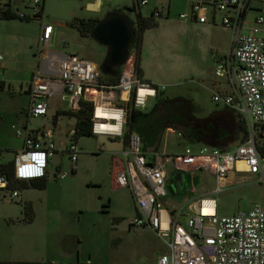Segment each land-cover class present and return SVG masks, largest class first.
I'll return each mask as SVG.
<instances>
[{"label":"built area","instance_id":"built-area-1","mask_svg":"<svg viewBox=\"0 0 264 264\" xmlns=\"http://www.w3.org/2000/svg\"><path fill=\"white\" fill-rule=\"evenodd\" d=\"M40 1H32L33 17L39 13ZM139 2L145 4L147 0ZM248 2L192 0L191 5V15L199 22H205L210 7L216 6L225 13L222 24L233 29L230 56L218 61L216 73L229 76L235 92L233 95L215 94L212 100L221 101L241 117L246 136L226 150L207 145L197 151L186 147L182 153L170 158L176 170L210 171L217 181L223 180L235 163L241 161L246 171L264 185V153L257 148L253 130L256 124L264 123V19L257 15L250 32L241 30V15ZM17 17L27 18L24 12H18ZM179 18L188 19V14L180 13ZM51 30L50 24L43 26V42H47ZM56 60V79L33 76L29 86V113L33 117L45 115L48 99L57 91L61 98L65 94L69 96L71 110L78 109L82 99L90 101L93 135L121 138L125 103L132 101L137 107H146L150 99L165 90V85L145 81L137 75L133 54L125 58L118 81L112 87L99 83L100 71L88 59L70 54ZM115 94L120 95L121 103L113 101ZM43 133L47 138L44 145L30 134L25 135L23 149L15 156V178L29 180L45 176L56 146L51 129L47 128ZM66 150L70 161L75 162L80 152L77 144L70 141ZM116 158L113 157L117 163L111 170L113 186H127L135 195L137 213L130 219V225L149 228L167 242L168 252L159 256L156 264H264V205L255 204L248 210L226 216L217 213L214 198L201 197L194 213L183 225L178 220L181 210L171 213L163 205L160 197L166 192V174L161 164L147 161L140 150L137 134L130 135L126 150L119 159ZM67 175V171H60L58 178ZM7 187V179L0 175V189L7 190ZM17 196V190H10L11 199Z\"/></svg>","mask_w":264,"mask_h":264},{"label":"crops","instance_id":"crops-1","mask_svg":"<svg viewBox=\"0 0 264 264\" xmlns=\"http://www.w3.org/2000/svg\"><path fill=\"white\" fill-rule=\"evenodd\" d=\"M33 1V0H32ZM217 1V0H214ZM119 2V3H117ZM121 2V3H120ZM4 3L9 5L10 12L16 17L4 19L0 17V55L2 56L0 60V164H12V170L14 171L15 165V156L16 153L23 149L24 146V138L26 134H30L32 137L39 140L42 145L46 143V136H43V130L49 128L52 131V139L55 142L56 150L51 157V160L47 166L46 174L44 177L46 179V185L44 188H33L27 187L25 189H35L40 192L34 194L36 201L30 199L28 196H24V200L22 203V210L20 209V216L16 217L17 220H21L22 222L31 223L36 218L44 219L47 222V228L51 233H57L61 237V241L66 237L67 245L71 246L70 249L66 248V250H61V252H56L57 259L54 264H87V261L90 260L91 264L94 263L89 256L91 254H81V242L83 240V236L94 234L97 231H101L103 228L107 227V221H104L102 218L98 217L99 211L97 210L96 205L92 200H89L86 194H79L74 186L73 177L76 172L75 165L78 161V154L77 159L75 162H71L70 167L68 170L63 169V160L62 156L57 160L54 161V157L56 154L63 155L67 152L66 146L69 144L70 141H73L77 144V138L71 139V136L74 134V126L76 123V118H74L73 122V129L67 133V140H62L56 142V120L57 117L65 114L66 111L73 112L75 110H71L69 107V96L65 94L64 98H61L58 91L55 92L49 99H48V110L45 115L50 113L53 117V124L51 127H32L29 125V120L33 117L29 113V106L31 103V96L29 86L31 80L34 75L42 76L44 78H57L58 73L56 70V63L60 57L65 55L75 54V53H68L62 50L52 49V41L54 39V28L52 24L45 22V0L40 1L39 6V13L37 16L33 17L32 11L26 12L25 10L20 9L18 6L17 0H0V9L3 11ZM25 2L23 1V5ZM118 4V5H116ZM191 5L192 0H147L145 4H141L139 0H131L130 5L123 0H79L78 4L74 2L68 5V7L63 11L60 12V21H56V23L60 26L66 25L71 28H74L70 25L73 18H89V17H97L103 22L106 19L113 18V17H122L127 22L129 27V44L127 50L124 54L123 60L119 64H111L108 62V48L106 45L101 44L97 40L94 39L100 45L105 47V55L104 58L100 61V63L93 62L90 58L82 57L92 61V63L97 67L100 73L107 74L110 73V66L109 65H117L120 67L125 60V58L133 54L136 59V65L138 64L139 68V77L145 81H149L151 83H157L159 79L154 77V73L147 66L145 61L140 58V45L142 43V37L139 47L136 51H133L135 48L134 46L130 47V40H131V28L135 26L137 21V16L140 15L143 18L149 17L151 14L156 17L157 25L158 26V19L162 18L164 14L166 17L173 16L181 21L182 25L188 27L189 29L195 28L198 31L203 33L211 34V45L217 49L214 60L212 63L213 71L215 75L221 78V81H210L208 85H205L206 89L210 92L211 99L215 94L223 95H233L234 90L233 86L230 83L231 80L229 76L223 75L219 76L216 73V65L219 60H226L230 56V48H231V38L233 34V29L225 27L222 24V17L224 16V12L218 10L216 6L210 7V13L208 14V18L205 22H199L196 17L191 15ZM30 9V5L25 4L24 8ZM126 10L128 13L132 15V18L127 17L125 12ZM257 10L256 6L253 3V0H249L248 6L243 15H241L240 25L241 30L243 32H250V27L255 24L257 14L253 17V23L248 19L249 11ZM158 12V15H154V12ZM18 12H24L27 16L26 19H20L17 17ZM111 12H118L120 15H110L109 17L105 18L106 15L110 14ZM173 12V13H172ZM175 12V14H174ZM180 13L188 14V19L179 18ZM232 14V13H231ZM1 15V10H0ZM2 16V15H1ZM159 17V18H158ZM165 17V18H166ZM175 19V18H174ZM175 19V20H176ZM2 21L8 20H18L20 22H31V20H37L35 24L32 26H27L25 24H18V30L22 37H20L19 41H14L12 39L13 35L10 31L4 27V24H1ZM100 22V23H101ZM99 23V24H100ZM46 24H50L52 26L51 34L47 42H43L41 39L43 26ZM98 24V25H99ZM97 25V26H98ZM155 26V27H156ZM75 29V28H74ZM147 30V29H146ZM94 32V31H93ZM144 33V31H143ZM142 33V36H143ZM91 38V37H90ZM77 55V54H76ZM79 56V55H78ZM107 66L108 69L104 68L103 71L99 69V66ZM120 72V71H119ZM137 73V70H136ZM119 77V75H118ZM217 82V83H216ZM161 84V83H159ZM229 86L230 88L223 87L224 85ZM164 85V84H163ZM58 89V88H57ZM166 90V86H165ZM164 90V94H165ZM163 93V92H162ZM189 98V97H187ZM21 99L20 102L18 100ZM120 95L115 94L113 101L117 103H121ZM191 99L193 102L194 100ZM84 100V99H82ZM155 101V97L150 99L146 107H150L152 103ZM213 101V100H212ZM215 102V101H213ZM4 103V104H1ZM195 103V102H194ZM217 108H229L221 101L215 102ZM44 115V116H45ZM41 117V116H38ZM17 122V126L11 124V130H8L7 125L10 121ZM10 120V121H9ZM54 126V127H53ZM165 132L174 133L176 132L178 136H181V133L172 127H167L164 129L158 138V140L151 146L147 147L143 150L140 143V150L145 155L147 161L149 163H159L164 169L166 174V183L165 188L168 185L175 184L176 189L172 188V192H169L166 188V192L163 196H161V200L165 208L168 209L169 212H177L181 210V213L178 216L179 222L183 225H186L187 217L194 213L197 207V201L201 197H210L217 200V195L223 191L226 187H233L235 185L241 184L244 179L254 178L255 176L248 173L245 169V165L238 161L235 163L234 167L230 169L226 177L221 180L217 181L214 174L210 171L202 170V169H193L190 171H179L176 170L173 166L171 161V156L180 154L184 151L186 147L191 148L192 151H197L202 145L207 144H199L193 143L192 145H198V147L194 148L191 147V143L187 142L188 145H185L182 150L176 153H168L165 148H160L162 136ZM247 133V131H246ZM98 136V135H93ZM114 139H118L123 145V151L126 150L128 143H123L121 138L113 137ZM237 143V142H235ZM233 143V144H235ZM232 144V145H233ZM231 145V146H232ZM211 146V145H207ZM60 148H64V150H60ZM79 148V147H78ZM230 148V147H229ZM228 148V149H229ZM80 150V149H79ZM8 151L13 156L7 157L4 153ZM4 152V153H3ZM118 157V156H116ZM116 159H119L116 158ZM117 161L112 159V165L110 172L116 164ZM170 164L172 170H174V176L172 179L169 177L168 172L166 170V165ZM60 171H67L68 175L63 179H59L58 175ZM179 172L183 173V177L178 175ZM204 177L205 179H212L214 180V187L207 186V187H199L198 193L197 192V185ZM256 178V177H255ZM29 181V180H23ZM258 182V181H257ZM111 186L115 189L116 187L113 186L112 181L110 180ZM179 183L181 187L178 186ZM260 183V182H258ZM192 185V190L190 191V196L186 198L184 201L183 206L179 204L178 199L175 195H178L180 188H184L186 185ZM263 185V184H262ZM264 187V185H263ZM118 189H127L130 198L133 199V206H134V213H129V215L119 213L116 214V217L112 218L111 222V235L109 237L111 240L110 245L112 247H116L120 241V232L126 233L127 236H135L138 240L136 244L137 248L131 247L130 254L128 257V264H156L157 259L162 254L168 252L167 242L159 237L153 230L146 228V227H136L130 225V219L136 215V204H135V195L133 194L132 190L129 189L127 186L121 187ZM19 197V190H17ZM10 190H3L0 189V201L3 199L12 200L9 198ZM168 195L170 197H168ZM23 196L20 194V197ZM69 197V198H68ZM27 198V199H26ZM261 204V203H254ZM23 205L26 206V210H24ZM263 205V204H261ZM108 205H102V208ZM249 207L248 209H250ZM245 209V210H248ZM216 210L219 215H230L224 214V212H219L218 205L216 201ZM243 210V209H242ZM239 211V210H238ZM237 210L234 212L236 213ZM232 213V214H234ZM26 214V215H25ZM231 214V215H232ZM104 226H101V224ZM96 224V225H94ZM100 224V226H99ZM109 230V231H110ZM85 235V236H86ZM74 236V237H73ZM0 264H4L7 262L13 263L14 261H10L9 258H5V253H2V248L6 245V241L0 238ZM165 245V246H164ZM166 248V251L164 249ZM138 253V258H136V254ZM88 256V258L84 259L83 256ZM100 254H98L99 256ZM14 264V263H13ZM16 264V263H15ZM52 264V263H48ZM97 264H110L105 262L103 258L99 259V263ZM116 264H123V263H116Z\"/></svg>","mask_w":264,"mask_h":264},{"label":"rangeland","instance_id":"rangeland-1","mask_svg":"<svg viewBox=\"0 0 264 264\" xmlns=\"http://www.w3.org/2000/svg\"><path fill=\"white\" fill-rule=\"evenodd\" d=\"M17 1L20 9L31 12V9H28V6L24 8V5L28 4L31 8L32 0ZM23 1L25 2L24 5ZM78 1L45 0L44 20L52 24L54 28L52 49L75 53L82 57H88L93 62L100 63L106 53L103 45L90 37L80 36L74 28L66 25L60 26L56 23V21H60V12H63L73 2L78 4ZM123 1L130 5L131 0ZM253 3L257 10L249 11L248 19L251 25L253 17L259 13L264 19V0H253ZM123 11L127 17L132 18L130 13L124 9ZM165 17L163 14L162 18L158 19V26L149 28L143 33L139 49L142 63L144 60L147 66L150 67L154 77L159 79L158 84L161 83L166 86L165 95L192 98L198 108V115L207 116L218 106L212 101L210 92L205 85H208L210 81H221V78L217 77L213 71L212 63H214L217 49L211 45V34L183 26L181 21H178L179 19H176L177 17H174L173 14ZM1 22L13 35L12 39L19 41L22 34L18 30V24L32 26L37 20H31L27 23L18 20H1ZM133 49V51H136V48ZM223 87L230 88L227 85ZM20 101L21 99L18 100V102ZM17 122L15 119L10 121L7 125L8 130H11V124L17 126ZM73 122L74 118L72 116L60 114L57 117L55 125L57 143L58 141L67 140L66 135L73 129ZM29 125L32 127H51L54 125L53 117L48 113L45 116L31 118ZM77 143L80 154L73 177L75 189L79 194H86L87 198L96 205L99 211L98 217L103 219L101 221H104V224L107 221L106 228L94 234L83 236L80 246L81 254H91L89 257L96 264L99 263L101 258L110 264L119 262L128 264L131 247L137 248V238L120 232L121 241L116 247H112L110 241L108 242V240H111L109 235H111L112 218L119 213H127V215L130 212L134 213L133 199L130 198L127 189H115L110 183L112 159L116 156L120 157L124 149L123 145L118 139L106 135L79 136ZM185 145H188V143L176 132H165L162 136L160 148H165L168 153H176L182 150ZM190 145L194 148L198 147V145ZM60 150H64V148H60ZM4 155L8 158L13 156L8 151ZM61 156L63 169L68 170L71 161L67 152L63 155L56 154L54 161L57 162ZM166 170L172 179L175 172L170 164L166 165ZM201 178L196 193H198L199 187H214L213 178ZM191 188L192 185L188 184L184 188H180L178 195H175L181 206L186 204L183 203L190 196ZM37 192L40 191L32 188L20 189L19 197L12 198L11 201L6 199L0 201V238L6 241L2 253L6 254V259L9 258L10 261H14V264H54L57 259L56 252L71 248L67 245L66 237L61 241L60 235L51 233L48 230L46 220L36 218L31 223L17 220L16 217L20 216V209L22 210L21 205L25 201L24 196L36 201L34 194ZM20 194L23 196L20 197ZM217 196L218 210L224 212V214L231 215L236 210L248 209L256 202L264 205V187L257 182L255 177L244 179L239 185L226 187ZM168 197L170 196L168 195ZM102 205L108 206L102 208ZM103 223L101 226H104ZM164 249L166 251L165 247ZM98 254L100 255L98 256ZM83 257H85L84 259L88 258L87 255ZM136 258H138V253ZM13 263L7 262L4 264Z\"/></svg>","mask_w":264,"mask_h":264},{"label":"trees","instance_id":"trees-1","mask_svg":"<svg viewBox=\"0 0 264 264\" xmlns=\"http://www.w3.org/2000/svg\"><path fill=\"white\" fill-rule=\"evenodd\" d=\"M0 17L13 18L15 15L10 12L9 5L4 3ZM120 15L118 12H111L110 15ZM159 18V17H158ZM101 22L97 17L73 18L70 25L76 29L82 37L93 36L95 27ZM157 25L156 17L152 14L143 18L137 16L135 26L131 28L130 47L137 48L140 45L143 31ZM110 73H100L99 83L105 86H114L118 81L120 67L109 65ZM139 73L138 64L136 65ZM139 75V74H138ZM125 116L123 119V143H128L129 137L135 133L140 138L141 147L146 149L153 145L159 138L160 133L167 127L179 131L187 142L207 144L226 150L235 142H241L246 136V129L241 117L229 108H216L207 116H199L195 103L184 96L169 97L163 93L155 97L150 107H137L132 101L125 103ZM91 111L92 102L81 100L79 107L73 112L66 111L65 114L76 118L74 134L71 139L79 136H93L91 133ZM255 143L261 154L264 153V123L256 124L253 128ZM12 164H0V175L8 181L9 190H22L27 187L44 188L45 178H35L23 181L14 177ZM24 210L26 206L23 205ZM26 215V214H25Z\"/></svg>","mask_w":264,"mask_h":264},{"label":"water","instance_id":"water-1","mask_svg":"<svg viewBox=\"0 0 264 264\" xmlns=\"http://www.w3.org/2000/svg\"><path fill=\"white\" fill-rule=\"evenodd\" d=\"M93 36L95 40L107 46L109 63L119 64L123 60L130 38L129 27L124 18L113 17L104 20L95 27ZM104 68L108 69L107 66H99L101 71ZM178 175L183 177L182 172H179ZM178 186L181 187V184L179 183ZM166 188L172 192V188L176 189V185H168Z\"/></svg>","mask_w":264,"mask_h":264},{"label":"clouds","instance_id":"clouds-1","mask_svg":"<svg viewBox=\"0 0 264 264\" xmlns=\"http://www.w3.org/2000/svg\"><path fill=\"white\" fill-rule=\"evenodd\" d=\"M33 179H35V178H33ZM29 180H32V179H29ZM10 198V197H9Z\"/></svg>","mask_w":264,"mask_h":264}]
</instances>
